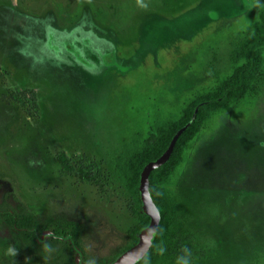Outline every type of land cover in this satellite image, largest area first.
Segmentation results:
<instances>
[{"label":"rangeland","instance_id":"374dc122","mask_svg":"<svg viewBox=\"0 0 264 264\" xmlns=\"http://www.w3.org/2000/svg\"><path fill=\"white\" fill-rule=\"evenodd\" d=\"M259 1L0 0V199L15 197L39 220L79 223L82 264L113 260L137 223L116 157L231 75L241 41L264 31ZM79 3L91 23L108 25L100 33L114 40L117 71L91 75L36 45L53 10L67 25ZM10 7L35 16L17 22ZM168 188L181 214L166 264L188 253L190 264H264V71L206 122ZM20 249L0 218V264L52 260Z\"/></svg>","mask_w":264,"mask_h":264},{"label":"trees","instance_id":"16d2710c","mask_svg":"<svg viewBox=\"0 0 264 264\" xmlns=\"http://www.w3.org/2000/svg\"><path fill=\"white\" fill-rule=\"evenodd\" d=\"M263 6L264 0H260L255 8V14L258 17L257 23L260 21L264 26V10L260 11ZM263 53L264 31L243 39L236 50L231 75L217 80L209 95L195 94L185 103L178 118L155 121L146 136L139 134L125 143L116 157L118 178L133 202L137 217L135 227L128 233L132 242L123 249L124 251L136 243L139 231L149 223V217L143 214L141 209L139 194L141 173L150 162L162 157L173 137L179 133L170 158L163 161L150 175V192L160 210L161 220L149 253L138 264H166L167 256L160 250L164 251V245L174 235L175 225L181 214L168 184L183 164L188 145L201 133L206 122L247 95L249 83L264 71ZM14 199L17 202L16 206L8 203V195L0 201V218L6 221L19 239L20 255L28 259L27 247L33 246L37 255L52 259L49 264H77L80 255L76 249L82 256L84 255L81 225L62 217H45L39 220L28 212L25 204L15 197ZM46 244L52 248L51 253L44 251ZM83 261L86 264V259L83 258ZM111 261H102L100 264H108Z\"/></svg>","mask_w":264,"mask_h":264},{"label":"flooded vegetation","instance_id":"af4514ba","mask_svg":"<svg viewBox=\"0 0 264 264\" xmlns=\"http://www.w3.org/2000/svg\"><path fill=\"white\" fill-rule=\"evenodd\" d=\"M80 7V3L75 7V11H77L76 20L78 19V21L75 22L74 20V22H70L67 25H62L57 22L55 15H53V10L51 14V16H53V19H51L53 22L43 26L44 31H42V39H40L36 45L42 46L41 49L48 52V56H52L51 54H53L54 51H58L59 58L61 60H64L67 63H75L91 75L94 71H96V69H98L99 72L101 70V73L104 75L105 71L114 69L111 67V63L113 61L112 59L116 57L114 55V52L116 51L114 40L111 39V37H107L106 35L100 33L101 31H105L107 29L109 30L108 25L102 23H91V10L89 9V12H83L84 6ZM7 10L13 11L16 15L21 14L23 20L20 18L19 20L17 19V22L20 21V23H24V20H29V18H26L27 16H35L32 11L24 10L19 7H10ZM42 15L45 16L44 14ZM110 29L112 30V27H110ZM21 42L26 44V40H21ZM114 70L117 71V69ZM6 195H4V197ZM9 196L10 195H8V203L12 206H16L17 202L14 197L12 200L15 204H12ZM3 200L4 198L2 200L0 199V201Z\"/></svg>","mask_w":264,"mask_h":264},{"label":"water","instance_id":"95a60500","mask_svg":"<svg viewBox=\"0 0 264 264\" xmlns=\"http://www.w3.org/2000/svg\"><path fill=\"white\" fill-rule=\"evenodd\" d=\"M186 128V127H185ZM179 133H177L170 142V145L162 157L156 161L150 162L140 176L139 194L142 204V212L149 217V223L139 231L136 243L130 248L121 252L114 260L108 264H138L149 253L158 231L161 220V213L158 209L152 194L150 192V175L152 171L159 168L163 161L170 158L174 151ZM79 255L81 252L76 249ZM77 264H82L78 259Z\"/></svg>","mask_w":264,"mask_h":264},{"label":"clouds","instance_id":"9594fccd","mask_svg":"<svg viewBox=\"0 0 264 264\" xmlns=\"http://www.w3.org/2000/svg\"><path fill=\"white\" fill-rule=\"evenodd\" d=\"M44 251L47 252V253H51L52 252V248L49 245L46 244V245H44ZM160 251H161V253H163V249H161ZM7 253L10 256H15L16 255L15 249L11 248V247L8 248ZM188 256H190V253H188L187 256L181 257L180 261H179V264H190V260H189ZM90 264H94V262H90Z\"/></svg>","mask_w":264,"mask_h":264}]
</instances>
